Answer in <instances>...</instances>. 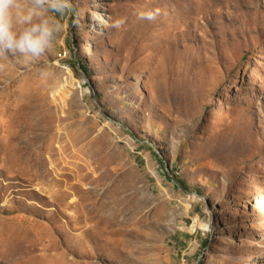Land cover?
Listing matches in <instances>:
<instances>
[{"label": "rangeland", "instance_id": "374dc122", "mask_svg": "<svg viewBox=\"0 0 264 264\" xmlns=\"http://www.w3.org/2000/svg\"><path fill=\"white\" fill-rule=\"evenodd\" d=\"M73 5L0 55V264H264V0Z\"/></svg>", "mask_w": 264, "mask_h": 264}, {"label": "clouds", "instance_id": "9594fccd", "mask_svg": "<svg viewBox=\"0 0 264 264\" xmlns=\"http://www.w3.org/2000/svg\"><path fill=\"white\" fill-rule=\"evenodd\" d=\"M73 8V0H0V55L19 53L26 60L44 56L65 31L63 18ZM160 14L159 8L140 10L137 18L152 22ZM125 23L121 19L113 27ZM41 75L47 73L42 71Z\"/></svg>", "mask_w": 264, "mask_h": 264}, {"label": "trees", "instance_id": "16d2710c", "mask_svg": "<svg viewBox=\"0 0 264 264\" xmlns=\"http://www.w3.org/2000/svg\"><path fill=\"white\" fill-rule=\"evenodd\" d=\"M174 178L177 180V182H178V184H179L180 186H183V188H184L185 190L188 188V187L186 186V184L183 183V181H182L178 176L175 175Z\"/></svg>", "mask_w": 264, "mask_h": 264}]
</instances>
